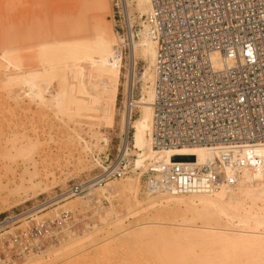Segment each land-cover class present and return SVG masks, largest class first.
Masks as SVG:
<instances>
[{
  "label": "rangeland",
  "instance_id": "rangeland-1",
  "mask_svg": "<svg viewBox=\"0 0 264 264\" xmlns=\"http://www.w3.org/2000/svg\"><path fill=\"white\" fill-rule=\"evenodd\" d=\"M6 2L7 35L13 39L17 36L23 45L19 51L24 52L11 59L6 56L12 62L8 65V60L1 58L7 49L0 47V222L20 216L13 223L0 225V264H5V258L9 264L32 260L41 264H170L161 256L163 246L172 248L174 264H264V238L239 239L245 234L264 237V216L260 213L264 199L246 196L242 187L226 190L225 211L202 208L189 199H185L188 205L174 202L148 207L154 200L174 198L146 194L142 179L132 171L102 186L86 184L79 196L57 201L61 197L56 196L70 185L91 180L102 172L101 167L113 168L116 157L121 156L130 65L124 6L121 0H105L107 8L102 11L97 9L96 0ZM127 11L131 32L138 42L144 32V14L136 10L135 0H127ZM95 33L103 35L111 46L116 44L110 39L112 34L119 46L123 43L118 83L108 93L99 124L86 117V99L79 94L81 81L73 67L80 58L73 43L91 40ZM44 49L48 51L43 58L49 76L48 82L44 80L46 85L41 80L43 74L38 75L40 61L36 57V52ZM10 65L23 76H15ZM145 66L136 57L134 99L140 97ZM38 92L42 101L36 97ZM138 117L139 111L134 108L125 155L131 170L150 163L140 136L145 120ZM87 193L93 199H86ZM231 194L236 202H230ZM70 208L74 213L62 218V212ZM255 213L260 217L253 218ZM27 216L49 221L54 232L44 252L15 256L6 242L9 236L32 224ZM143 227L151 231L142 232ZM93 233H97L94 239H83ZM69 239L79 241L81 246L66 247Z\"/></svg>",
  "mask_w": 264,
  "mask_h": 264
},
{
  "label": "built area",
  "instance_id": "built-area-1",
  "mask_svg": "<svg viewBox=\"0 0 264 264\" xmlns=\"http://www.w3.org/2000/svg\"><path fill=\"white\" fill-rule=\"evenodd\" d=\"M143 23L155 43L150 147L204 146L216 158L131 170L117 156L113 168L70 185L57 201L132 171L146 194L178 197L213 195L236 186L243 170L264 169V157L253 152L264 144V0H149ZM122 44L115 51L119 61ZM26 218L32 224L6 242L15 256L44 252L54 232L49 221Z\"/></svg>",
  "mask_w": 264,
  "mask_h": 264
},
{
  "label": "bare ground",
  "instance_id": "bare-ground-1",
  "mask_svg": "<svg viewBox=\"0 0 264 264\" xmlns=\"http://www.w3.org/2000/svg\"><path fill=\"white\" fill-rule=\"evenodd\" d=\"M135 2H136V10L140 14L145 15L148 13V11H149V0H135ZM6 3H7L6 0H0V47H2V49L3 48L7 49V54H4L5 56H2V57L0 56V57L4 59V58H6V56H9L11 59V58L16 57L17 55H20L21 53L23 54L24 51L23 52L21 50L19 51V49H20L19 47L22 48L23 45L19 44L20 40L16 38L17 37L16 34L13 33L14 36H16L15 39H13L12 36L10 37L7 35V31H6L7 26L5 25L7 23H5V16H6V11L8 8H6V6H7ZM106 3L107 2H105V0H96L97 9H101V11L103 8L106 9L107 8ZM121 3L124 6V12L126 15L127 38H128L129 47H130V51H129L130 52V57H129V61H130L129 64L130 65H129L128 72L126 75L127 76L126 77L127 82H126V86H125V94H126L125 116H123V119H122L123 134L125 136V139L121 143L122 149L119 150L120 154L123 157H125L126 152L128 150V149H126V146H127L126 144H127V135H128V131H129V124H130V120H131V113H132V110L134 108H136L139 111V117L138 118H142L145 120L146 127H145L143 133H140V136H141V140L143 142L142 144H144V146L143 145L142 146H143V148H146L145 153H147V150L149 152L148 153L149 155L147 157L150 159V163H165V164L172 163L173 162L172 158L174 156H192L194 158L193 161H182V162H185L188 164H193L195 162L197 164H206V163L214 160L216 158L215 153L209 151L204 146L184 145V146H175V147H169L166 149H159V150H155V149H152L150 147L149 140H148V133H149L151 119H152V102H153L152 66H153V61H154V56H155V43L150 39L145 25H143L144 26V32H142L143 34L141 33L142 39H140L138 42H136L134 40L133 33L131 32L132 29H131V25H130V21H129V13L127 11V0H121ZM114 35L113 34L110 35V39L113 41V43H116L113 46H111V43H109L108 40H106L103 35L96 34V33L92 35L93 37L91 38V40H88L86 42L80 41L78 43H73V45L75 44L74 47L76 49L78 48V50H76V49L75 50L79 53V56H80V58H79L78 53L75 52L80 60L78 59L79 62L76 63L77 58H75L76 64H74V66H73L74 68L76 67L75 72H77V77H78L77 79L79 81H81L79 94L81 96H83L84 99H86V102H85L86 106H87L86 117H89V119L94 118L96 120L97 124L100 123L101 116H102L103 104H105V101L108 98V93L118 83L119 69L121 68V64H122V61H119L118 57L115 55V51L119 47V43L117 42L118 39ZM41 36H40V38H41ZM36 44H35V46H36ZM93 44H94V46H93ZM31 46H34V44L32 43ZM7 47H9L10 50ZM6 49H3V50H6ZM47 53H48V51L46 49L38 50L36 52V57L40 61L39 65H38L39 66L38 75L43 74V78L41 79V80H43V83L45 81H47L46 80L47 78L49 79L47 65L43 61V58L47 55ZM76 55H74V56L77 57ZM136 57H139L142 60V62H144V66L146 65L144 67L142 77H141V94H140V97L138 99H134L133 95H132V90L136 84V73H135V59H136ZM6 59L8 60V62H7L8 65H9V63L10 64L12 63V62H9L10 60L8 58H6ZM11 67L14 71L15 76H18V77L23 76V74L18 70L17 67H15L14 65H12ZM72 70H73V68H72ZM46 73H47V75H46ZM44 76H45V78H44ZM24 78H25V80H27V78L25 76H24ZM40 78H41V76H40ZM45 85H46V82H45ZM30 88H32V87H30ZM36 97L40 101L43 100L42 94H40V93L36 94ZM89 113H91V114H89ZM121 151H122V153H121ZM253 152L255 154H259V155L264 157V144L255 146L253 148ZM145 153H144V155H145ZM141 161H143V160H141ZM113 182H115V180L111 181L110 183H113ZM257 184H262L261 185L262 187L258 188ZM241 187L243 188L244 194L246 196H251L253 198L262 197L264 199V169L262 171H258V172L243 170L236 186L231 187V188L230 187H222L217 193H215L213 195H189V196L172 197L174 199L161 198L160 200L158 199L157 201L154 200L152 202H149L148 207L154 206V205L155 206L156 205L161 206L163 204H170V203H174V202L176 204H179V205L180 204L188 205L186 203L185 199H189V200H196L195 202H197L198 205L201 206L202 208H209L210 207V208L217 209L219 211H225L227 206H228V204L226 203L227 204V206H226V204L224 202V196H225V194H227L226 190H231L233 188H241ZM89 188H88V190H91V188L90 189ZM229 194H228V196H230ZM234 195H235V193H234ZM86 197H87L86 199H89V200L93 199V197L91 195H89V193H87ZM235 197H236V195H235ZM226 198H228V197H226ZM229 198H230L229 200L231 203H232V201H235L234 196L232 194H231V197H229ZM229 200H227V201L229 202ZM50 202L51 201H49L48 203H50ZM46 204H43V205L46 206ZM233 204H231V205L233 206ZM232 206H231V208H232ZM234 206H235V204H234ZM257 212H259V211H257ZM73 213H74V211L70 208V209L64 210L62 213V216H63V218H67L68 216H71ZM260 213H261V216H262V213L264 216V209H262L260 211ZM258 214L259 213H255L253 215V218H255L256 216L260 217V215H258ZM19 217L20 216H17L14 218H8L9 220L7 219L5 222H11L14 219L19 218ZM33 220H36V219L33 218ZM103 221H104V219H103ZM143 228L144 229L141 230L142 232H145L147 229H149V228H145V227H143ZM150 231L151 230H147L146 233L148 234ZM157 235H161V233H157ZM95 236H97V233H93L91 235H88V236L84 237L83 239H88L91 237L93 238ZM246 238H250L253 241H260V240H263L262 238H264V237H261L259 235L256 236V235L245 234V235H241V237L239 239L247 240ZM118 240H117V242H118ZM123 240H124V238H123ZM93 243H95V242L93 241ZM93 243H90V244H93ZM119 243H121V242H119ZM66 244H67L66 247L81 246V245H79L81 243H79V241H75L74 239H72V240L69 239V241L66 242ZM83 244H85V243L83 242ZM87 245L89 246V243ZM120 245H119V248H120ZM83 246H85V245H83ZM83 248H85V247H83ZM125 248H126V246H125ZM171 250H172V248H165V246H163V254L161 256L164 258L163 259L164 262H167V263L169 262L170 264H174V260H175L174 257L175 256L171 253ZM54 254H56V252ZM180 260L181 259H179V261ZM182 262H183V259H182ZM24 264H41V263L38 260H34V261L32 260V261H26V263H24ZM183 264H184V262H183Z\"/></svg>",
  "mask_w": 264,
  "mask_h": 264
},
{
  "label": "water",
  "instance_id": "water-1",
  "mask_svg": "<svg viewBox=\"0 0 264 264\" xmlns=\"http://www.w3.org/2000/svg\"><path fill=\"white\" fill-rule=\"evenodd\" d=\"M194 158L192 156H174L172 158L173 162H182V161H193Z\"/></svg>",
  "mask_w": 264,
  "mask_h": 264
},
{
  "label": "crops",
  "instance_id": "crops-1",
  "mask_svg": "<svg viewBox=\"0 0 264 264\" xmlns=\"http://www.w3.org/2000/svg\"><path fill=\"white\" fill-rule=\"evenodd\" d=\"M143 131H144V128L142 127L141 130H140V133H143Z\"/></svg>",
  "mask_w": 264,
  "mask_h": 264
}]
</instances>
